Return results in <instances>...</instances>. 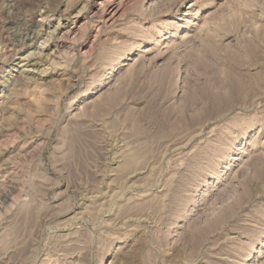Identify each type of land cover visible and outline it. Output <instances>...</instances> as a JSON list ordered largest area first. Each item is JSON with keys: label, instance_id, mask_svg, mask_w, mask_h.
I'll return each instance as SVG.
<instances>
[{"label": "rangeland", "instance_id": "rangeland-1", "mask_svg": "<svg viewBox=\"0 0 264 264\" xmlns=\"http://www.w3.org/2000/svg\"><path fill=\"white\" fill-rule=\"evenodd\" d=\"M98 1L0 0V264H264V0Z\"/></svg>", "mask_w": 264, "mask_h": 264}, {"label": "bare ground", "instance_id": "bare-ground-1", "mask_svg": "<svg viewBox=\"0 0 264 264\" xmlns=\"http://www.w3.org/2000/svg\"><path fill=\"white\" fill-rule=\"evenodd\" d=\"M98 0H90V3L91 4H93V3H96ZM113 1H115V0H102L101 2H102V4H103V12L105 11L104 10V6L107 4V5H109V8H108V13H109V15L110 16H112L113 17V15L114 14H116L117 13V11H119V5H120V1L121 0H118V4L116 3V4H114V2ZM99 2V1H98ZM123 3V2H122ZM121 3V4H122ZM89 4V3H88ZM98 4V3H97ZM90 5V4H89ZM98 5H100V4H98ZM97 5V6H98ZM107 5H106V7H107ZM88 9V8H87ZM190 12V11H189ZM194 13V12H193ZM190 14V16H191V14L192 13H189ZM187 15H188V13H187ZM108 18H110V17H108ZM191 18V17H190ZM107 19V18H106ZM189 21V20H188ZM60 26V25H59ZM77 26V25H76ZM70 27V26H69ZM65 30V29H64Z\"/></svg>", "mask_w": 264, "mask_h": 264}]
</instances>
